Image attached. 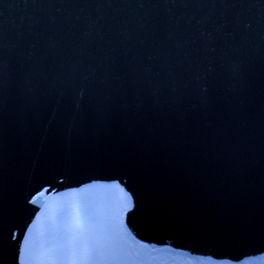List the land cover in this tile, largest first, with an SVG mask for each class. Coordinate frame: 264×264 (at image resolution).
<instances>
[{"label": "water", "instance_id": "water-1", "mask_svg": "<svg viewBox=\"0 0 264 264\" xmlns=\"http://www.w3.org/2000/svg\"><path fill=\"white\" fill-rule=\"evenodd\" d=\"M98 183L143 257H264V0H0V264Z\"/></svg>", "mask_w": 264, "mask_h": 264}, {"label": "rangeland", "instance_id": "rangeland-1", "mask_svg": "<svg viewBox=\"0 0 264 264\" xmlns=\"http://www.w3.org/2000/svg\"><path fill=\"white\" fill-rule=\"evenodd\" d=\"M130 207L116 183L91 184L55 197L27 234L26 264H264V257L211 262L173 250H151L143 257L124 224Z\"/></svg>", "mask_w": 264, "mask_h": 264}, {"label": "bare ground", "instance_id": "bare-ground-1", "mask_svg": "<svg viewBox=\"0 0 264 264\" xmlns=\"http://www.w3.org/2000/svg\"><path fill=\"white\" fill-rule=\"evenodd\" d=\"M199 258H200V259H202V258H206V259H208V261H211V262L214 261L213 258H209V257H207V256H199Z\"/></svg>", "mask_w": 264, "mask_h": 264}, {"label": "trees", "instance_id": "trees-1", "mask_svg": "<svg viewBox=\"0 0 264 264\" xmlns=\"http://www.w3.org/2000/svg\"><path fill=\"white\" fill-rule=\"evenodd\" d=\"M151 251V250H150Z\"/></svg>", "mask_w": 264, "mask_h": 264}]
</instances>
